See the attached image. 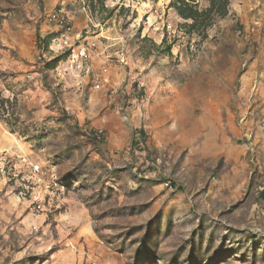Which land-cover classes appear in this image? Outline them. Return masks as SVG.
<instances>
[{"label": "rangeland", "instance_id": "obj_1", "mask_svg": "<svg viewBox=\"0 0 264 264\" xmlns=\"http://www.w3.org/2000/svg\"><path fill=\"white\" fill-rule=\"evenodd\" d=\"M183 3L211 7L0 0V147L65 186L38 212L19 196L24 166L18 184L0 173V264H264V0L218 3L194 26ZM60 8L112 55L117 93L50 51Z\"/></svg>", "mask_w": 264, "mask_h": 264}, {"label": "built area", "instance_id": "obj_2", "mask_svg": "<svg viewBox=\"0 0 264 264\" xmlns=\"http://www.w3.org/2000/svg\"><path fill=\"white\" fill-rule=\"evenodd\" d=\"M46 21L53 29L48 47L54 55L66 56L68 69L80 75L90 76L94 89L110 87L113 93L119 91L122 84L113 82L111 78L109 61L112 55L105 52L106 48L103 49L98 39L88 34L83 36L80 32L78 33L63 8L49 12ZM169 27L172 26L169 25ZM113 57L119 64L129 65L128 53L124 46L120 47ZM98 58L106 60L99 68H94L93 63ZM131 79V92L140 91L143 85L140 78L131 76ZM18 166L25 167L23 169L29 173V176L24 181L32 185L28 187V184H25L18 190L19 196L31 199L35 211L45 212L53 207L62 206L65 186L60 178L49 174L40 162L34 161L30 156L19 154L8 147H0V173L5 178L11 175L16 184L21 183L15 172ZM30 188L32 191L29 190Z\"/></svg>", "mask_w": 264, "mask_h": 264}, {"label": "trees", "instance_id": "obj_3", "mask_svg": "<svg viewBox=\"0 0 264 264\" xmlns=\"http://www.w3.org/2000/svg\"><path fill=\"white\" fill-rule=\"evenodd\" d=\"M228 2H229V0H210V3H211L210 9H207L204 11H199L198 9H195L193 6H191L187 3H183L179 7V13L185 19L191 18L193 20V23L190 26H194L195 23L197 22L199 16L205 15L207 12H210L212 10V8L216 7V5H218V3H221V5L223 7V11H226L227 6H228Z\"/></svg>", "mask_w": 264, "mask_h": 264}]
</instances>
